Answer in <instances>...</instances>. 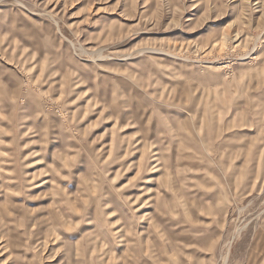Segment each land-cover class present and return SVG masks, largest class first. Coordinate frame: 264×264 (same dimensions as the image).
Returning <instances> with one entry per match:
<instances>
[{"label":"rangeland","instance_id":"374dc122","mask_svg":"<svg viewBox=\"0 0 264 264\" xmlns=\"http://www.w3.org/2000/svg\"><path fill=\"white\" fill-rule=\"evenodd\" d=\"M240 112L257 118L255 180L195 264H264V0H0V264L168 259V218L154 251V198L135 194L152 185L124 147L147 121L164 142L230 148Z\"/></svg>","mask_w":264,"mask_h":264},{"label":"crops","instance_id":"0c3cea01","mask_svg":"<svg viewBox=\"0 0 264 264\" xmlns=\"http://www.w3.org/2000/svg\"><path fill=\"white\" fill-rule=\"evenodd\" d=\"M85 69L81 67L79 71H85ZM94 73V78L101 76L99 75L100 73ZM114 83L116 85L115 92H123L125 87L123 88L122 84H126V78L120 80L114 79ZM146 115L143 114L142 119L144 117L147 120L150 118ZM237 117L240 118V123L238 120L236 121L240 131L238 130V133L234 137L236 136L238 143L231 144L230 148L227 145L223 148H218L215 142L206 143L205 146H200V148L195 143L185 142L172 144L170 137L168 138V142H164L160 139V133L156 136L159 125L157 126L155 124L152 127H146L147 121L146 123L142 121V125H139V140L133 144L128 143L124 147V150L132 151L131 148L133 147V150L139 154L137 174L142 172L145 174L146 172L148 175L145 178L146 180L150 179L152 185L149 189L148 185L145 184L147 182L143 181V185L137 187L135 194H138L137 196L141 195L142 198L146 196L151 200L154 198L151 214L154 216L153 220L155 223L146 226V232H148V238L150 235L154 251L155 242L153 240L156 239V234L153 231H159L160 227L163 226V223L158 221L159 214L168 218L170 233L167 238L168 259L165 257L166 255H154V253L150 255L141 254L131 256L136 259L135 263L195 264L194 248L205 247L203 240L212 238L217 234L218 228L216 225L221 223L223 212L230 197L239 194L242 190L245 191V188L249 186L251 181L253 182L255 180V178L252 180V177H255L256 144L254 137L256 135L257 118L250 112H240ZM246 117L248 119L247 122H245ZM184 119V124L190 125L188 121L186 122V116H184ZM195 125V128L198 125L201 126L202 121L195 123ZM185 129L187 130V127ZM168 133L170 134V130H168ZM240 137L241 139L246 138L247 141L240 142ZM233 145L234 148L232 149ZM47 146L50 149L54 144ZM228 149L235 150L234 153L237 155L236 159H232L231 154L228 155L225 153H223L222 157H219V150H225L226 152ZM143 152L146 155V159H144L143 165L140 166ZM197 156L201 158H196ZM152 166H158L161 168L159 170H163L162 172L159 171L162 175V182H160L158 187L156 181L159 183V177L147 173ZM252 168L253 174L251 175ZM144 188L146 189V195H144ZM158 189L160 190V194L156 195L153 191H157ZM129 197H133L132 193L128 195ZM135 200L134 205L139 201V197H136ZM140 205L142 203L137 204L136 208L139 209ZM99 224L100 226H107V223L100 222ZM199 225H206L205 228H208L206 229V236L202 234L204 237H200V229L197 227ZM177 233H182L184 236L183 239ZM209 246L216 249L218 243L209 244ZM181 248L185 251L184 254H181V257L184 258L177 255L178 250ZM122 257L124 258V256ZM190 257L194 260H190ZM208 257L210 258L208 253L199 255V258L203 260H207ZM128 259L126 263L131 260L130 257Z\"/></svg>","mask_w":264,"mask_h":264}]
</instances>
